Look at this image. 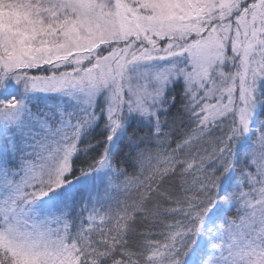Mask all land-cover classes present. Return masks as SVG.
Wrapping results in <instances>:
<instances>
[{"label": "snow or ice", "instance_id": "1", "mask_svg": "<svg viewBox=\"0 0 264 264\" xmlns=\"http://www.w3.org/2000/svg\"><path fill=\"white\" fill-rule=\"evenodd\" d=\"M0 264H264V0H0Z\"/></svg>", "mask_w": 264, "mask_h": 264}]
</instances>
